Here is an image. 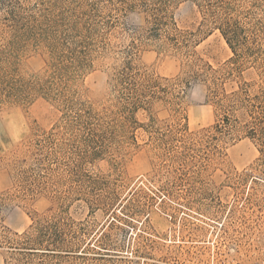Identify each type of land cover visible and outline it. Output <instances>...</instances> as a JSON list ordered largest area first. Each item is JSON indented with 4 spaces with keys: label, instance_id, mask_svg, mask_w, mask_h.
<instances>
[{
    "label": "rangeland",
    "instance_id": "1",
    "mask_svg": "<svg viewBox=\"0 0 264 264\" xmlns=\"http://www.w3.org/2000/svg\"><path fill=\"white\" fill-rule=\"evenodd\" d=\"M47 2L0 0V58L4 59L0 67L8 57V42L16 34L13 76L23 81L44 78L47 69ZM146 10L138 5L116 14L111 27L103 30L105 50L73 86L75 97L96 110L111 107L114 94L110 76L123 60H131L148 75L163 76L157 68L168 57L177 56L179 72L163 77L180 81V107L186 116L180 121L181 129L161 147L139 129L136 142L113 145L86 164L104 162L96 164L94 171L85 165V193L63 201L59 198L63 187L56 183L61 176L54 170L44 171V162L39 161L42 151H37L36 145L44 132L58 123L62 111L42 93H34L27 101L2 103L0 195L8 199L0 225L11 235L42 217L62 216L75 233L78 252L45 258L44 264L263 261L264 133L253 140L221 136L209 144L204 142V134L212 131L215 119L205 71L208 64L215 69L225 66L231 50L220 33L202 20L193 0H174L167 14L189 38L187 47L175 51L145 40L129 57L128 44L135 37L134 31L144 26L149 14ZM146 56L151 57V63L145 62ZM4 113L15 115L17 124L27 128L19 140L10 138V122ZM154 113V126L160 132L174 127L167 110L156 106ZM137 116L146 121L140 113ZM4 255L0 249V264Z\"/></svg>",
    "mask_w": 264,
    "mask_h": 264
},
{
    "label": "trees",
    "instance_id": "2",
    "mask_svg": "<svg viewBox=\"0 0 264 264\" xmlns=\"http://www.w3.org/2000/svg\"><path fill=\"white\" fill-rule=\"evenodd\" d=\"M173 1L48 0L44 7V49L48 54L44 78H15L12 58L17 51V35L13 34L8 42V57L0 67V105L27 101L34 93H42L62 111L58 123L36 144L37 151H42L39 161L44 162V171L54 170L61 176L56 181L63 187L60 200L85 193L83 179L88 174L84 166L113 145L136 142L139 129L148 133L149 139L154 138L157 147L167 144L181 129L180 121L186 116L180 107V81L141 72L129 59L123 60L110 76L114 94L111 107L96 110L77 100L73 88L105 50L103 30L111 27L116 14L135 6L144 7L149 14L144 26L134 31L135 37L128 44L129 57L145 40L175 51L187 47L189 38L179 32L167 14ZM193 2L202 20L220 33L232 53L225 66L215 69L208 64L205 71L215 119L212 131L204 134V142L209 144L221 136L253 140L264 133V0ZM156 106L167 110L173 119L174 127L166 132L154 126ZM138 113L146 121L140 120ZM7 199L0 195V214L7 208ZM74 240L75 233L62 216L42 217L21 233L11 235L0 225L3 264H44L48 257L72 255L78 252ZM35 258L38 263H34Z\"/></svg>",
    "mask_w": 264,
    "mask_h": 264
},
{
    "label": "clouds",
    "instance_id": "3",
    "mask_svg": "<svg viewBox=\"0 0 264 264\" xmlns=\"http://www.w3.org/2000/svg\"><path fill=\"white\" fill-rule=\"evenodd\" d=\"M145 62L146 63H151V57L146 56L145 57ZM180 70V58L177 56H170L168 57L158 68L157 72L160 75L163 76H174L176 73H178ZM9 119L10 122V128H11V133H10V138L12 140H19L21 135L27 132V128L23 127L22 124L18 125L16 122L15 115H8L7 113H4ZM103 161H97L96 164L103 165ZM96 164L92 165H86V168L95 170Z\"/></svg>",
    "mask_w": 264,
    "mask_h": 264
},
{
    "label": "built area",
    "instance_id": "4",
    "mask_svg": "<svg viewBox=\"0 0 264 264\" xmlns=\"http://www.w3.org/2000/svg\"><path fill=\"white\" fill-rule=\"evenodd\" d=\"M253 264H264V260L263 261H259V262H255Z\"/></svg>",
    "mask_w": 264,
    "mask_h": 264
}]
</instances>
